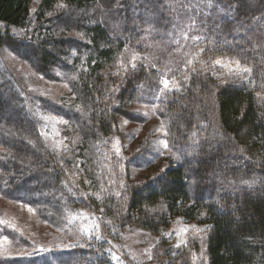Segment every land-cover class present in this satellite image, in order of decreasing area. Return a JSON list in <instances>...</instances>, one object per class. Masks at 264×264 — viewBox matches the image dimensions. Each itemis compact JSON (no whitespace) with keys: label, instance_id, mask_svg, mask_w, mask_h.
<instances>
[{"label":"trees","instance_id":"trees-1","mask_svg":"<svg viewBox=\"0 0 264 264\" xmlns=\"http://www.w3.org/2000/svg\"><path fill=\"white\" fill-rule=\"evenodd\" d=\"M33 2L0 0V56L7 47L71 94L22 91L0 70V195L57 233L41 244L2 225L12 253L0 248V264H114L113 236L160 235L177 217L200 226L199 262L182 264H264V0ZM185 33L186 56L171 58ZM160 56L177 62L157 103L172 153L135 178L131 164L153 145L116 146L118 120H139L129 104L158 85ZM48 114L61 119L59 151ZM79 213L98 233L81 232Z\"/></svg>","mask_w":264,"mask_h":264},{"label":"rangeland","instance_id":"rangeland-1","mask_svg":"<svg viewBox=\"0 0 264 264\" xmlns=\"http://www.w3.org/2000/svg\"><path fill=\"white\" fill-rule=\"evenodd\" d=\"M37 5L38 0H34L31 4L32 12L36 10ZM187 35V33L184 34L185 39L183 41H180L181 38L179 37V40L178 38L176 39L177 44L182 45L176 49L171 58H174L175 55H179L178 58L186 56L189 50L186 41L188 39ZM184 46L185 51H182ZM162 51L159 50L157 53L165 54ZM157 61L161 72L158 85L150 89V94L149 92L143 95L140 94L130 102L129 106L137 113L139 120L119 117V132L114 141L116 146H120L122 142L126 149H131L148 138L149 142L152 143L153 149L151 148L146 155L134 159V163L131 164L130 172L135 178L147 173V170L151 167H144V165L156 158L157 154L168 155L172 153L169 146L165 148L161 143L162 141H167L168 145V132L167 123L160 116L157 103L167 89H172L176 86L171 81L169 72L177 62H173L167 56L164 58L160 56ZM1 69L10 73L13 79L19 83L18 88L22 91L28 90L32 94H39L54 100L61 99L63 96L68 97L71 94L65 82L47 80L43 76L36 74L23 60L12 54L7 47L1 49ZM165 79L169 81L167 87L163 83ZM45 120L48 128L44 136L49 141L48 145L53 151H59L65 146L59 130L61 119L53 114H48L45 116ZM35 217L36 213L30 206L21 203H10L5 201L0 195V229L2 225L8 226L15 229L19 234L22 233L30 238L38 239L41 244L47 243L51 245L49 243L54 241L53 235L57 232L49 226L39 223ZM73 218L83 224L85 228H88L89 231L94 230L93 232L98 233V227L94 226L99 223L92 221L89 215L79 213L74 214ZM197 229L200 230L198 224L185 221L181 217H177L160 235L139 228L128 229L119 236H113L114 238L109 239L108 253L114 264H182V258H189L196 263L199 262V257H201L194 248V237L200 235ZM81 232L85 233L83 229ZM97 233H94V235ZM5 238L0 239V248L3 249L2 252L11 254L12 247H10L8 239ZM182 240L185 243H181ZM149 256H151V259H149Z\"/></svg>","mask_w":264,"mask_h":264},{"label":"snow or ice","instance_id":"snow-or-ice-1","mask_svg":"<svg viewBox=\"0 0 264 264\" xmlns=\"http://www.w3.org/2000/svg\"><path fill=\"white\" fill-rule=\"evenodd\" d=\"M14 31H15V30H14ZM197 39H199V38L197 37ZM135 59H136V57H133V60H135ZM216 63H217V64H220L221 61L217 60ZM225 66H226V65H225ZM133 67H135L134 64H133ZM229 70L232 71V69H229ZM236 70H237V71H243V72L251 71V69H247V68L240 69V68H239V64H238V62H237V69H236ZM163 83H164L165 87H167L168 84H169V81H168L167 79H165V80L163 81ZM175 90H176V91H179L180 89H179V87L177 86ZM161 143L163 144V147H165V148L168 147V145H167V141H162ZM117 151H119V149H117ZM243 183H245V184H249V186H250V182H248V181H244ZM94 227H98V226H94ZM83 230H84L85 232H88V231H89L88 228H84ZM182 231H186V230H182ZM197 231H199V230L197 229ZM5 239H7V238H5ZM181 243H185V241L182 240ZM114 258H115V257H114ZM149 259H151V256H149Z\"/></svg>","mask_w":264,"mask_h":264}]
</instances>
